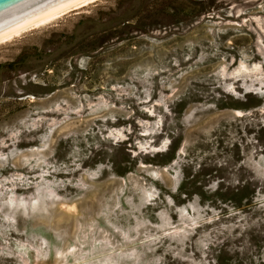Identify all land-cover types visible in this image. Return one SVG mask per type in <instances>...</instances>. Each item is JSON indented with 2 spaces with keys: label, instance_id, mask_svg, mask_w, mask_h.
I'll list each match as a JSON object with an SVG mask.
<instances>
[{
  "label": "rangeland",
  "instance_id": "obj_1",
  "mask_svg": "<svg viewBox=\"0 0 264 264\" xmlns=\"http://www.w3.org/2000/svg\"><path fill=\"white\" fill-rule=\"evenodd\" d=\"M0 264H264V0H97L1 44Z\"/></svg>",
  "mask_w": 264,
  "mask_h": 264
},
{
  "label": "water",
  "instance_id": "obj_2",
  "mask_svg": "<svg viewBox=\"0 0 264 264\" xmlns=\"http://www.w3.org/2000/svg\"><path fill=\"white\" fill-rule=\"evenodd\" d=\"M82 0H0V38Z\"/></svg>",
  "mask_w": 264,
  "mask_h": 264
},
{
  "label": "bare ground",
  "instance_id": "obj_3",
  "mask_svg": "<svg viewBox=\"0 0 264 264\" xmlns=\"http://www.w3.org/2000/svg\"><path fill=\"white\" fill-rule=\"evenodd\" d=\"M96 1L97 0H82V1L72 5V6L68 7V8H66V9L58 12V13H55V14H53V15H51V16L43 19V20H40V21H38L36 23H33V24H31V25H29L27 27H24V28H22L20 30H17L15 32H13V33H10V34H8L6 36H3V37L0 38V45L11 41L15 37H18V36L22 35L23 33L27 32V31L34 30L36 28H39V27L45 26V25H47L49 23H52L53 21H55L56 19L60 18L61 16L65 15V14L69 13L70 11L77 10V9H79L81 7L86 6L89 3L96 2Z\"/></svg>",
  "mask_w": 264,
  "mask_h": 264
}]
</instances>
